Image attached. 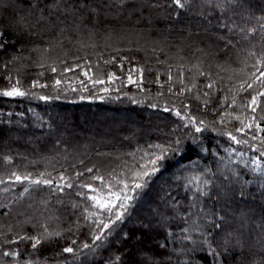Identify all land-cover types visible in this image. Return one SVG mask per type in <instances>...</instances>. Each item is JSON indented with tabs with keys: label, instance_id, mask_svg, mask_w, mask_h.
Wrapping results in <instances>:
<instances>
[{
	"label": "trees",
	"instance_id": "1",
	"mask_svg": "<svg viewBox=\"0 0 264 264\" xmlns=\"http://www.w3.org/2000/svg\"><path fill=\"white\" fill-rule=\"evenodd\" d=\"M261 24L264 0H0V93H25L0 94V264H264V175L249 163L264 168L252 150H264V97L249 106L264 91ZM131 36L151 43L121 41ZM156 145L162 169L83 248L111 220L88 217L97 210L80 185L97 173L127 181Z\"/></svg>",
	"mask_w": 264,
	"mask_h": 264
},
{
	"label": "snow or ice",
	"instance_id": "2",
	"mask_svg": "<svg viewBox=\"0 0 264 264\" xmlns=\"http://www.w3.org/2000/svg\"><path fill=\"white\" fill-rule=\"evenodd\" d=\"M53 0H45V4L51 3ZM231 2V0H229ZM172 3L179 9H184L186 5L189 3V0H172ZM218 6L223 7L224 6V0H218ZM40 7H44L43 4L40 5ZM261 28H264V24H261ZM254 31V30H252ZM5 47V42L3 39L2 33H0V50H3ZM252 55H255V53H252ZM264 64V58L257 61V64L255 67L257 68V73H253V77L256 82H258L261 86H264V68H262L260 65ZM55 71L56 69H52ZM135 69L133 70V72ZM85 76H87V73H84ZM129 81H132V75L129 74ZM96 83H102L103 81H95ZM61 83L60 80L56 81V84L59 85ZM213 85L210 84L209 87H212ZM243 87V86H242ZM248 88H252L253 84L249 83L247 85ZM5 97H13V96H23L25 95L24 92L19 91L15 86L12 87V90L10 91H3L2 93ZM207 95V94H206ZM264 97V91L258 92L257 95H254L251 97V100L249 102V106L251 107V110L253 112L256 111V105L261 103L260 98ZM165 111H168V109H165ZM177 116H180V112L176 113ZM264 119V117H262ZM192 123H196L195 121H192ZM243 123V121H241ZM245 128H252L251 124L244 125V127L237 129V131H240L241 133L244 132ZM257 130H261L259 125H256ZM195 131L197 133H200L202 131L201 127H196ZM230 139L235 142L236 144H242L247 145L248 140L246 139H239L235 135H232L229 133ZM253 140L261 139L259 135L253 134L252 136ZM262 144H264V140H262ZM156 148L160 149V153L157 154L155 152H151L146 154L145 157H143V163L138 165L139 170L131 171V175L129 176V179L126 181L124 179H115L113 178L111 181L108 180V178L104 175H100L97 173L96 175H93L89 178L90 181H99L100 183L97 184L95 187L92 185V183H84L81 184V188H86L89 192L92 193V195H88L87 193L78 192V195H83L86 200L92 201L91 208L96 209L97 211H90L88 213V217H99L104 216L105 220H111V224L108 222H104L103 220L100 221V226L96 229V234L94 236L93 244H84L83 248L93 249V245L96 241H101L105 238V230H111V226L115 225L116 222L122 221L124 218V215L128 212L129 208L131 207L133 201L140 195L141 190L145 189L152 177H154L161 169H162V162L166 159L167 150L163 149L160 145L154 146ZM191 151V148L188 149ZM254 152L259 153V157H264V150H261L259 148L253 147L252 149ZM227 151V150H226ZM231 151H235L234 149ZM246 155V153H244ZM251 165L255 166V170H258L261 172L262 175H264V168L261 167V160L257 157H252L250 162ZM88 172H92L93 169L89 168L87 169ZM235 171V170H233ZM40 179H30L29 175H16L15 173L12 174L14 177L15 182L23 183L25 181L29 182V185H46L50 186L52 188V191H63L65 187L67 188H73L74 185L71 182L65 183V178L63 176L59 177V183H54L53 179L50 178H44L45 174L40 173ZM78 175H83V173H78ZM199 179V177H197ZM4 181L0 179V184H3ZM202 183H208V181H202ZM119 185V187H118ZM0 191H7V188L0 189ZM29 191V187H24L23 191L20 193L23 195L24 193H27ZM202 195H207V193H202ZM195 206V205H194ZM203 216H207L210 219V213H205ZM202 216V218H203ZM114 217V219H112ZM216 228H219L220 224L214 225ZM143 227V226H141ZM186 231H190L189 229H186ZM131 239L130 235L128 233L124 234V240ZM41 243L40 239H35V242L33 243L32 247L35 248L37 245ZM73 244H75V241H73ZM74 249L72 247H65L63 249V252L65 253H72ZM10 253L4 252L3 255L7 256ZM215 255V253H213ZM116 260H121V257L117 255ZM124 264H128L127 261H124ZM211 264V261H210Z\"/></svg>",
	"mask_w": 264,
	"mask_h": 264
},
{
	"label": "rangeland",
	"instance_id": "3",
	"mask_svg": "<svg viewBox=\"0 0 264 264\" xmlns=\"http://www.w3.org/2000/svg\"><path fill=\"white\" fill-rule=\"evenodd\" d=\"M119 37V36H118ZM118 37H111V38H106L105 40H104V42L106 43V45H110V44H113V45H116V42H117V40L118 39H116V38H118ZM88 41V40H87ZM121 41H123V42H125V43H128V42H130L131 44H135L136 42H143V43H146L147 45L148 44H150L151 42H150V40L149 39H147V38H144L143 40H140V39H136V37L135 36H131V37H128V38H123V39H121ZM123 42H121V44H124ZM229 71H234V70H229ZM237 71L235 70L232 74L231 73H229L228 75L229 76H232V78H233V76H235V77H237ZM231 74V75H230Z\"/></svg>",
	"mask_w": 264,
	"mask_h": 264
}]
</instances>
